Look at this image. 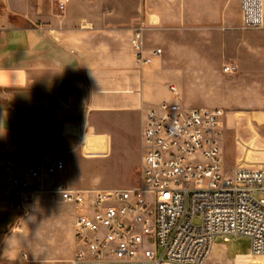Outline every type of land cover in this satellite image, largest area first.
<instances>
[{
	"label": "crops",
	"instance_id": "0c3cea01",
	"mask_svg": "<svg viewBox=\"0 0 264 264\" xmlns=\"http://www.w3.org/2000/svg\"><path fill=\"white\" fill-rule=\"evenodd\" d=\"M57 1L0 0V140L25 160L61 154L64 179L74 189L122 188L87 182L85 167L115 151L126 153L132 144L138 146V160L120 168L117 177L128 185L136 176L148 111L175 100L167 62L162 54L144 67L136 60L131 39L144 25L145 45L150 19L131 26L71 17L78 3L70 0L60 12ZM62 81L73 92L68 105L58 97ZM136 119L137 138L130 130ZM253 120L264 124V114ZM246 149L250 155L264 153L253 143ZM7 200L0 192V264H71L76 209L52 195L41 196L24 212L11 210ZM8 243L13 247L6 251ZM213 256L218 262L211 263ZM224 262L232 264L215 243L209 264Z\"/></svg>",
	"mask_w": 264,
	"mask_h": 264
},
{
	"label": "built area",
	"instance_id": "2783aa9c",
	"mask_svg": "<svg viewBox=\"0 0 264 264\" xmlns=\"http://www.w3.org/2000/svg\"><path fill=\"white\" fill-rule=\"evenodd\" d=\"M70 0H58L65 11ZM244 29L264 28V0H240ZM144 25L131 39L141 67L147 54ZM226 74L238 71L234 63ZM174 101L151 108L142 134L140 182L135 188L79 190L64 179L61 154L21 158L0 140V192L24 212L43 195L77 211L71 264H208L219 238L245 237L264 256V166L237 164L224 171L219 108L188 107L175 86Z\"/></svg>",
	"mask_w": 264,
	"mask_h": 264
},
{
	"label": "rangeland",
	"instance_id": "374dc122",
	"mask_svg": "<svg viewBox=\"0 0 264 264\" xmlns=\"http://www.w3.org/2000/svg\"><path fill=\"white\" fill-rule=\"evenodd\" d=\"M75 2L78 4L71 17L130 21L131 26L150 19L152 25L146 32L145 47L147 50L162 49L161 58L167 62L169 70L168 86L177 88L188 107L224 111V171L230 174L236 161L244 164L242 159H253L254 165L264 166V153L250 155L246 149L253 143L264 151V124L253 120L256 114H264V28L242 27L240 0ZM160 19L164 22H159ZM226 63L237 65V73L226 74L223 70ZM139 127L137 119L132 121L133 137L137 138ZM138 152V146L131 144L126 153L115 151L107 159L94 161L85 167L87 182L122 187L118 189L137 187L140 169L128 183L126 181L128 185L119 180L117 174L128 162H137ZM216 243L224 247L227 262L264 264V256L248 255L251 244L245 237L219 238ZM213 261L218 262L217 257L213 256L211 263Z\"/></svg>",
	"mask_w": 264,
	"mask_h": 264
},
{
	"label": "water",
	"instance_id": "95a60500",
	"mask_svg": "<svg viewBox=\"0 0 264 264\" xmlns=\"http://www.w3.org/2000/svg\"><path fill=\"white\" fill-rule=\"evenodd\" d=\"M73 95V92L67 85L66 81H62L58 88V97L66 105L69 104L70 98Z\"/></svg>",
	"mask_w": 264,
	"mask_h": 264
},
{
	"label": "clouds",
	"instance_id": "9594fccd",
	"mask_svg": "<svg viewBox=\"0 0 264 264\" xmlns=\"http://www.w3.org/2000/svg\"><path fill=\"white\" fill-rule=\"evenodd\" d=\"M12 238H10L9 240H11ZM9 244V243H8ZM12 247H13V245H11V244H9V247H8V249L6 250V251H9V250H11L12 249Z\"/></svg>",
	"mask_w": 264,
	"mask_h": 264
},
{
	"label": "bare ground",
	"instance_id": "6f19581e",
	"mask_svg": "<svg viewBox=\"0 0 264 264\" xmlns=\"http://www.w3.org/2000/svg\"><path fill=\"white\" fill-rule=\"evenodd\" d=\"M251 256H253L252 254H250Z\"/></svg>",
	"mask_w": 264,
	"mask_h": 264
}]
</instances>
